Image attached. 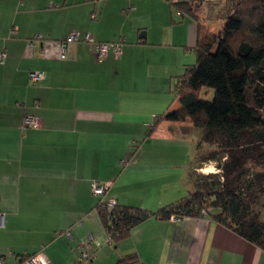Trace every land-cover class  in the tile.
Returning <instances> with one entry per match:
<instances>
[{
    "label": "crops",
    "instance_id": "0c3cea01",
    "mask_svg": "<svg viewBox=\"0 0 264 264\" xmlns=\"http://www.w3.org/2000/svg\"><path fill=\"white\" fill-rule=\"evenodd\" d=\"M179 1L0 0V260L40 252L50 264H77L85 248L92 258L80 264L129 253L134 264H264L263 249L209 215L149 217L114 247L96 212L100 200L155 211L194 188L190 169L216 171L204 170L212 161L192 165L207 143L190 121L147 133L179 107L173 86L196 61L198 22L217 33L233 6L188 0L191 17ZM72 31L119 41L120 51L99 60L80 38L62 57ZM29 71L44 77L32 83ZM25 114L40 124L23 126ZM93 181L108 184L102 195Z\"/></svg>",
    "mask_w": 264,
    "mask_h": 264
},
{
    "label": "trees",
    "instance_id": "16d2710c",
    "mask_svg": "<svg viewBox=\"0 0 264 264\" xmlns=\"http://www.w3.org/2000/svg\"><path fill=\"white\" fill-rule=\"evenodd\" d=\"M174 8L194 17L188 0ZM195 52L173 86L179 107L158 114L147 133L160 121H190L201 141L216 146L195 163L214 161L217 171L193 172L194 188L155 211L100 200L96 212L114 247L149 217L209 215L264 250V0H233L217 33L198 22ZM136 257L113 264H134Z\"/></svg>",
    "mask_w": 264,
    "mask_h": 264
},
{
    "label": "built area",
    "instance_id": "2783aa9c",
    "mask_svg": "<svg viewBox=\"0 0 264 264\" xmlns=\"http://www.w3.org/2000/svg\"><path fill=\"white\" fill-rule=\"evenodd\" d=\"M83 39L86 41H92L94 44L93 54L97 59H102L106 56L107 52L111 49L115 54H118L120 51L121 43L119 41H112V42H105V41H93L92 38L88 33L83 34L80 37V33L78 31H72L65 40L61 43L60 46V56L65 55L66 51V43L72 42V41H78L79 39ZM32 40H30V44H32ZM5 58V50L0 51V60L3 61ZM44 77V73L41 71H29L28 73V79L30 82L35 83L39 80H41ZM40 124V119L38 116L25 114L22 118V125L23 126H38ZM108 184L107 183H99L97 181H93L91 183V190L94 194L102 195ZM115 203L114 200H109L108 204L113 205ZM205 211L202 212L204 214ZM170 218L172 219H182L180 215H171ZM4 222V213L0 212V225H2ZM66 236H70L69 232H66ZM89 241L87 240L83 247H89ZM92 258V254L88 253V251L85 248H82L79 252V255L77 257V264H80L83 261L89 260ZM0 264H50L46 257L40 253H34V254H23L16 258L12 262H6L5 260L1 259Z\"/></svg>",
    "mask_w": 264,
    "mask_h": 264
},
{
    "label": "rangeland",
    "instance_id": "374dc122",
    "mask_svg": "<svg viewBox=\"0 0 264 264\" xmlns=\"http://www.w3.org/2000/svg\"><path fill=\"white\" fill-rule=\"evenodd\" d=\"M214 147H216L215 146V144H210V143H208V144H206L205 145V147H204V152H206V151H208L209 149H212V148H214ZM195 164V162H192V165H194ZM207 164H209L210 166H208ZM206 165H203L204 166V170H207V169H211V170H213V171H217V169H216V163L214 162V161H212L211 163H207ZM191 165V166H192ZM191 171H192V173H193V169H190ZM212 172V171H211ZM191 174V173H190ZM192 177H194V176H192Z\"/></svg>",
    "mask_w": 264,
    "mask_h": 264
}]
</instances>
